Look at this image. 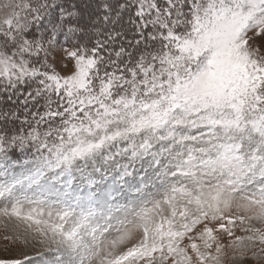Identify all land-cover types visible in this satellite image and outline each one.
I'll return each mask as SVG.
<instances>
[{"label":"snow or ice","instance_id":"snow-or-ice-1","mask_svg":"<svg viewBox=\"0 0 264 264\" xmlns=\"http://www.w3.org/2000/svg\"><path fill=\"white\" fill-rule=\"evenodd\" d=\"M4 8L0 264L264 261V0Z\"/></svg>","mask_w":264,"mask_h":264},{"label":"rangeland","instance_id":"rangeland-1","mask_svg":"<svg viewBox=\"0 0 264 264\" xmlns=\"http://www.w3.org/2000/svg\"><path fill=\"white\" fill-rule=\"evenodd\" d=\"M9 0H0V20L4 18L7 13V9L4 8V5L8 3ZM257 43L264 44V38H259ZM264 50V49H262ZM67 66L63 67L59 64L57 65V70L61 72V74H69L72 68L71 62H66ZM237 234H242L241 232L237 231ZM225 243H227V237H225ZM22 249H20L17 245L10 243L9 241L4 239V232L0 229V259H13L19 258ZM231 251L228 252V255L225 257L224 264H264V261H256L252 259L246 260H233Z\"/></svg>","mask_w":264,"mask_h":264}]
</instances>
